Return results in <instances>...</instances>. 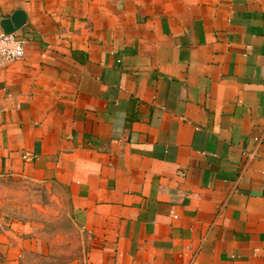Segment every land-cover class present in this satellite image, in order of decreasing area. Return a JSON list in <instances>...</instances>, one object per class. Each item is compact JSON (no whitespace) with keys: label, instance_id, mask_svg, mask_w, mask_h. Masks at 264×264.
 <instances>
[{"label":"crops","instance_id":"1","mask_svg":"<svg viewBox=\"0 0 264 264\" xmlns=\"http://www.w3.org/2000/svg\"><path fill=\"white\" fill-rule=\"evenodd\" d=\"M18 10L0 182L65 208L81 251L0 202V264H264V0H0V23Z\"/></svg>","mask_w":264,"mask_h":264},{"label":"rangeland","instance_id":"2","mask_svg":"<svg viewBox=\"0 0 264 264\" xmlns=\"http://www.w3.org/2000/svg\"><path fill=\"white\" fill-rule=\"evenodd\" d=\"M0 202L5 209V219L30 225L48 241L53 259L67 252V259H75L79 252V234L73 227L67 210L55 201H49L40 190L31 185H14L0 182ZM63 256V255H62Z\"/></svg>","mask_w":264,"mask_h":264},{"label":"built area","instance_id":"3","mask_svg":"<svg viewBox=\"0 0 264 264\" xmlns=\"http://www.w3.org/2000/svg\"><path fill=\"white\" fill-rule=\"evenodd\" d=\"M26 40L15 34L5 35L0 32V61L3 65H9L20 61L25 57Z\"/></svg>","mask_w":264,"mask_h":264},{"label":"water","instance_id":"4","mask_svg":"<svg viewBox=\"0 0 264 264\" xmlns=\"http://www.w3.org/2000/svg\"><path fill=\"white\" fill-rule=\"evenodd\" d=\"M27 21V14L18 10L10 18L3 19L0 27L5 35H12L19 31Z\"/></svg>","mask_w":264,"mask_h":264}]
</instances>
